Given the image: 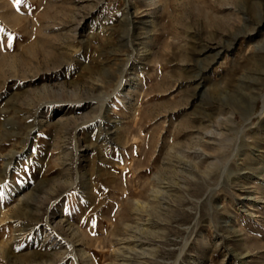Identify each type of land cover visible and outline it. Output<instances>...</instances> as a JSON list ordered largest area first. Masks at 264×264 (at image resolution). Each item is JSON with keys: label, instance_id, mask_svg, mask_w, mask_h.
<instances>
[{"label": "rangeland", "instance_id": "374dc122", "mask_svg": "<svg viewBox=\"0 0 264 264\" xmlns=\"http://www.w3.org/2000/svg\"><path fill=\"white\" fill-rule=\"evenodd\" d=\"M0 264H264V0H0Z\"/></svg>", "mask_w": 264, "mask_h": 264}, {"label": "snow or ice", "instance_id": "6c2138e0", "mask_svg": "<svg viewBox=\"0 0 264 264\" xmlns=\"http://www.w3.org/2000/svg\"><path fill=\"white\" fill-rule=\"evenodd\" d=\"M15 2H16L17 4H19V3H20V0H15Z\"/></svg>", "mask_w": 264, "mask_h": 264}, {"label": "bare ground", "instance_id": "6f19581e", "mask_svg": "<svg viewBox=\"0 0 264 264\" xmlns=\"http://www.w3.org/2000/svg\"><path fill=\"white\" fill-rule=\"evenodd\" d=\"M258 45V44H257ZM259 46V45H258Z\"/></svg>", "mask_w": 264, "mask_h": 264}]
</instances>
